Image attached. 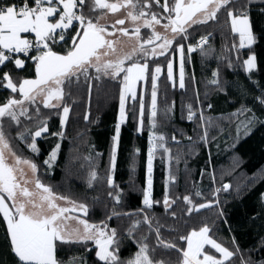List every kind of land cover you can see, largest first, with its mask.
Masks as SVG:
<instances>
[{
	"label": "trees",
	"instance_id": "1",
	"mask_svg": "<svg viewBox=\"0 0 264 264\" xmlns=\"http://www.w3.org/2000/svg\"><path fill=\"white\" fill-rule=\"evenodd\" d=\"M118 0H108L109 3ZM163 0H161L162 4ZM17 0L9 5L16 4ZM151 3V0H150ZM90 7V3H89ZM229 8L247 13L250 27L255 42L250 46L240 47L238 34L231 31L230 18L227 16ZM86 14L99 16L104 10L89 13V8L84 9ZM147 12L148 9H145ZM151 11L163 13V9L152 3ZM166 21V20H164ZM75 29L68 32L70 41ZM211 33L206 47H210L211 55L203 56L197 50L187 54V45L197 44L201 36ZM150 32L141 29V37L147 39ZM188 39L178 38L179 43L185 45L186 55H190V62L185 63L184 89L179 87V78L173 82L167 79V62L174 60L176 72V52L170 49L164 56L149 59L151 68L159 65L162 72L158 80L159 107L174 106L169 118L159 116L157 132L165 136V146L171 150L173 159L171 169L177 179L172 187L173 198L177 200L168 212L162 203L155 204L151 209H146V214L153 218V229L160 228V236L164 241H175L179 247H185L186 242L178 240L180 235H187L193 228L198 229L207 223L213 238L230 250L239 248V252L226 264H241L251 261V264H264V104L259 98H264V0H235L218 14L216 21L207 24L193 25L188 29ZM68 44L53 45V50L63 53ZM25 57V66L17 69L12 61L0 66V78L9 72L15 82L23 78L35 77V64L31 56ZM249 55L255 56L256 68L251 72L245 71L243 61ZM15 56L13 57V59ZM229 62L232 66L229 67ZM213 71L218 72L216 79L220 87L211 85ZM89 75L96 76L95 69H89ZM194 78V79H193ZM122 77L112 79L102 76L93 79L94 85L89 98L88 81L80 77L71 88V97L67 99L72 104L70 119L64 128V137L54 136L52 133L61 131L59 112L62 109H46L40 107L41 118L48 119V134L37 139L38 152L30 150L28 145L31 138L20 139L18 133L25 129L36 130L35 120L29 121L20 117V123L3 119V130L9 140V145L17 156L32 161L37 165L36 177L53 190L57 196H65L78 204L88 206V215L77 214L86 218L89 223L105 221L109 229L115 228L120 240L118 255L121 260H127L138 250L137 241L146 236L150 247H155V259H171L175 264L179 253L175 250H165L157 247V237L154 230L141 224L132 238L127 235L130 223L136 219H143L144 213L137 216H112L116 212H138L143 208V188L145 186L147 152L149 148V122L145 117L144 128L137 132V115L133 109L138 110V101L135 104L128 101V117L121 126L120 141L117 153V163L114 170V181L119 189H109L106 181L97 182L92 188L87 186L89 171L85 156L92 155L101 176L106 174L109 154L112 145V136L115 134V124L119 111V92ZM6 82L0 80V104L15 96L4 87ZM142 90L148 93L150 101L151 79L143 82ZM140 91V90H139ZM75 101V103H73ZM39 103V101H38ZM193 105L196 113L192 120L187 119V105ZM211 105V108L208 107ZM29 112L35 116V106L26 104ZM243 109V111H241ZM85 113L89 120L85 121ZM205 120L212 119V126L205 127L201 124L200 115ZM249 119L253 121L249 130L243 127ZM239 129V130H238ZM207 131V142L201 140ZM175 135L176 143L172 140ZM191 137V140L188 138ZM59 143L61 145L57 159L51 167L44 164L50 152ZM140 149L135 157L136 170L132 172L130 164L133 150ZM96 153L101 155L97 158ZM179 156V160L176 157ZM169 164L168 155L159 149L154 160L153 194L152 198L162 201L165 185L166 168ZM83 165V167H82ZM35 177V178H36ZM227 183L230 188L225 191L223 185ZM215 189H221L213 196ZM121 191L120 203L108 196L109 191ZM199 190L201 197H195ZM184 195H191L195 204L207 201L218 203L190 216L184 215L187 205L182 200ZM171 212L176 213L173 218ZM222 213V215H219ZM233 239L235 244L232 243ZM96 246L93 242L65 244L58 247L57 258L63 264L75 258L76 264H104L96 257ZM211 252L217 256L215 250ZM0 264H20L12 252L10 238L6 224L0 215Z\"/></svg>",
	"mask_w": 264,
	"mask_h": 264
},
{
	"label": "snow or ice",
	"instance_id": "2",
	"mask_svg": "<svg viewBox=\"0 0 264 264\" xmlns=\"http://www.w3.org/2000/svg\"><path fill=\"white\" fill-rule=\"evenodd\" d=\"M90 3V7H89ZM152 3L163 9V13L151 11ZM235 3V0H118L116 3H109L108 0H21L19 5L12 4L0 6V66L12 61L17 69L25 66V60L20 54L27 57L32 50L37 55L31 56L35 64V78H23L15 82L9 72H5L0 80L6 82L4 87L12 93H18L19 99L15 96L9 97L6 102L0 104V215L7 224L8 236L11 242L12 252L18 258L20 264H63L57 258L58 247L65 244L86 243L91 241L96 246V257L104 264H173L171 259H155V247H150L146 242L147 237H141L138 243V250L127 260H121L118 255L120 240L115 228L109 229L105 221L100 223H89L81 216H69L68 213L80 212L83 216L88 215V206L83 203L77 204L65 196H57L51 187L44 185L38 177L35 178V189L31 191L27 185L30 183L25 178L21 164L27 165L33 175L37 171V165L30 160L17 156L9 145V140L3 130V119L8 118L10 122L20 123V117H26L30 122L35 120L36 130L25 129L18 133L20 139L31 138L28 145L30 150L38 152L36 141L38 138L48 134V119L41 118L40 107L42 104L46 109H62L59 112L61 131L52 133L54 136L64 137V128L69 119L72 104L67 102L71 97V88L74 83H79L81 76L88 81V93L91 97L94 85L92 80L101 79L107 76L112 79L122 77L119 92V111L115 124V134L112 136L111 151L109 154L108 168L106 174L101 176L92 155L83 159L88 164L87 186L92 188L95 183L106 181L109 189H119L114 181V170L117 163V153L120 141L121 126L126 123L128 117V101L134 104L138 101V110L133 109L137 115L138 126L136 131L143 130L145 117L149 122V148L147 152L145 186L143 188V205L138 212H116L112 216L132 217L144 213L143 219L133 220L128 229L129 238L137 231L141 224L154 230L157 237V247L165 250H175L179 253L175 264H226L238 252L239 248L230 250L217 242L211 234V227L205 223L198 229L193 228L187 235H180L178 240L185 241L186 247H179L175 241H164L160 236V228L153 229V218L146 214V209L153 205L162 203L165 211L168 212L181 197L173 198L172 187L176 182V175L173 173L170 162L173 159L171 150L165 146V136L156 131L158 128V117L169 118L172 106L159 107L158 102V80L162 68L157 65L151 68L149 59L157 56H164L170 49L179 53V87L184 89L185 85V63L190 62V55L185 53V45L179 43L178 38L188 39V29L193 25L207 24L216 21L218 14ZM88 7L89 13L96 10H107L115 14L121 9L126 11V16L117 19L111 25L116 32L130 39L135 38L137 43L131 51L125 52L117 48V40L110 39L115 32L109 31V27L100 23L101 17L86 14L84 9ZM145 9H148L146 12ZM146 19L145 17H149ZM227 16L231 20V31L239 35L240 47H250L255 42L246 12L229 8ZM166 20L167 23H162ZM126 21H131L134 27H125ZM143 21L142 23H140ZM120 27L117 28L116 26ZM159 25L163 32L157 31ZM141 28L151 29L147 39L141 37ZM75 29L68 40V32ZM171 32V37L168 35ZM24 34H33L34 39ZM211 36H201L195 46L187 45V54L197 50L201 55H211L210 47H206ZM65 43L69 46L61 54L53 50V45ZM15 58L13 59V57ZM108 57H115L109 59ZM245 71L251 72L256 68L255 56L249 55L243 61ZM232 64L229 62V67ZM89 69H95L96 76L89 75ZM151 79L150 101L146 90L137 91L136 85L140 81ZM214 77L209 81L211 85L220 87L218 72L213 71ZM167 79L173 82L175 87L174 65L172 60L167 62ZM194 79V78H193ZM264 104V98H259ZM39 101V103H38ZM75 103V101H73ZM35 106V116L29 112L25 105ZM211 108V105H208ZM187 119L192 120L196 113L193 105H187ZM243 111V109H241ZM85 121L89 120V114L85 113ZM201 124L206 128L212 126V119L205 120L200 115ZM253 123L249 119L243 127L249 130ZM239 130V129H238ZM207 131L201 140L207 142ZM191 140V137L188 138ZM176 143V136H172ZM61 145L57 143L44 161L45 165L51 167L52 162L57 159ZM159 149H163L168 155L169 164L166 168L164 180L165 192L162 201L152 198L153 194V171L154 160ZM14 158V164L8 163L5 152ZM140 149L133 150V158L130 164L132 172L136 170L135 157L139 155ZM101 154L96 153L98 158ZM179 160V156L176 157ZM83 167V165H82ZM230 185L225 183L223 190L227 191ZM221 189H215L213 196ZM121 191H109L108 196L115 202L120 203ZM195 197H201L202 193L196 190ZM57 200L65 201L72 207H63L56 203ZM183 202L187 205L184 215L190 216L193 212L214 207L218 201H207L195 204L191 195H184ZM10 202V203H9ZM173 218L175 212H171ZM222 215V213H219ZM75 221V225L71 223ZM235 244V240L232 241ZM211 250H215L217 255ZM69 264H76L75 258ZM241 264H251V261H244Z\"/></svg>",
	"mask_w": 264,
	"mask_h": 264
},
{
	"label": "rangeland",
	"instance_id": "3",
	"mask_svg": "<svg viewBox=\"0 0 264 264\" xmlns=\"http://www.w3.org/2000/svg\"><path fill=\"white\" fill-rule=\"evenodd\" d=\"M116 2H118V1L111 2V3H116ZM125 16H126V11L124 9H121L118 13H115V14L109 13L105 9L103 11V13L101 15H99L98 17H101V19H100V23L101 24L107 25L109 27V31L115 32V35L112 36V37H109V38L110 39H113V40H117V48L118 49H123V51L128 52V51H131V49L136 45V43H137L136 39L135 38H131L130 39L128 36H123L119 32H116L115 29H113L111 27V25L114 24L117 19H122ZM145 18L146 19H149L150 16L149 17H145ZM248 20H249V18H248ZM142 22L143 21H141L140 23H142ZM162 23H167V21H164L163 20ZM230 24H231V20H230ZM249 24H250V22H249ZM124 26L125 27H129V28L134 27V25L131 23V21H126V24ZM116 27L119 28L120 26L117 25ZM141 29H143V28H141ZM144 29H147V28H144ZM148 30L151 33V29H148ZM156 30L157 31H160V32H163L164 31V29L162 27H160L159 25L156 26ZM24 35L28 36V38H29V35L28 34H24ZM148 35H150V34H148ZM168 35L171 37V32L170 31H169ZM175 55H176V59H177V65H176V72H175V68H174V74L176 73L177 76H178V78H179V63H180V57H179V53H177V52H176ZM20 58H22V57H20ZM108 58L109 59H115V57H108ZM172 61H173V65H174V60H172ZM143 82L144 81H140V82L137 83L136 88H137V91L138 92H139V90L140 91L142 90ZM61 112H62V110H61ZM5 155L8 158V163L14 164V158L7 151L5 152ZM19 167L23 169V172L25 174V178L30 181V183H28L27 187L31 191L35 192L36 191V189H35V177H36V173H35V176H34L33 173H32V171H31V169L27 165L21 164ZM56 203L59 204V205H61V206H63V207H69V208L72 207L71 204H68L65 201L57 200ZM77 214H83V213H80V212L68 213L69 216H77ZM71 223L73 224V223H75V221H71ZM73 225H75V224H73ZM217 257L219 258V256H217Z\"/></svg>",
	"mask_w": 264,
	"mask_h": 264
},
{
	"label": "built area",
	"instance_id": "4",
	"mask_svg": "<svg viewBox=\"0 0 264 264\" xmlns=\"http://www.w3.org/2000/svg\"><path fill=\"white\" fill-rule=\"evenodd\" d=\"M15 1V0H0V6H7L9 5L10 2ZM21 2V0H17L16 5H19ZM193 46H195L196 44H192ZM33 52H35V50H32ZM32 51L30 52V54L32 53ZM21 56H23V54H20Z\"/></svg>",
	"mask_w": 264,
	"mask_h": 264
},
{
	"label": "crops",
	"instance_id": "5",
	"mask_svg": "<svg viewBox=\"0 0 264 264\" xmlns=\"http://www.w3.org/2000/svg\"><path fill=\"white\" fill-rule=\"evenodd\" d=\"M29 35V38L30 39H34V35L33 34H28ZM5 222V221H4ZM5 224H6V222H5ZM73 224H75V223H73ZM6 227H7V224H6Z\"/></svg>",
	"mask_w": 264,
	"mask_h": 264
},
{
	"label": "water",
	"instance_id": "6",
	"mask_svg": "<svg viewBox=\"0 0 264 264\" xmlns=\"http://www.w3.org/2000/svg\"><path fill=\"white\" fill-rule=\"evenodd\" d=\"M35 72V71H34ZM35 78V77H34Z\"/></svg>",
	"mask_w": 264,
	"mask_h": 264
}]
</instances>
